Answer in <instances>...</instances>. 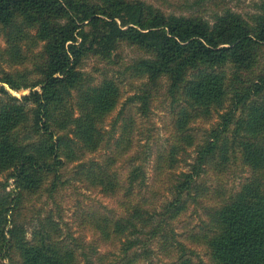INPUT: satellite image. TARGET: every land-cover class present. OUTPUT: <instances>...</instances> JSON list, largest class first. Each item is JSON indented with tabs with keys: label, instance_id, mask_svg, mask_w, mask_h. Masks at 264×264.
<instances>
[{
	"label": "trees",
	"instance_id": "obj_1",
	"mask_svg": "<svg viewBox=\"0 0 264 264\" xmlns=\"http://www.w3.org/2000/svg\"><path fill=\"white\" fill-rule=\"evenodd\" d=\"M3 38L0 59L11 70L0 67V264H84L83 257L86 264H205L195 247L208 264H264V5L253 23L231 11L211 23L141 0H0ZM124 45L145 56L125 67L130 78L149 91L167 82L173 97L169 143L153 147L150 182L147 153L130 155L138 111L132 97L123 100L124 75L84 70L91 57L123 62ZM21 89L30 91L11 92ZM139 98L146 115L150 96ZM215 115L209 129L194 125ZM188 149L189 171L178 172ZM210 175L218 182L208 186ZM231 176L235 182L224 181ZM76 183L116 203L94 206L78 222L119 247L121 259L97 252L91 260L52 217L31 230L23 223L27 203ZM160 188L172 193V221L187 217L191 202L212 206L200 223L185 220L179 240L164 239L165 259L157 262L126 230L136 228L128 214L152 206L140 205L142 191L155 196Z\"/></svg>",
	"mask_w": 264,
	"mask_h": 264
},
{
	"label": "rangeland",
	"instance_id": "obj_2",
	"mask_svg": "<svg viewBox=\"0 0 264 264\" xmlns=\"http://www.w3.org/2000/svg\"><path fill=\"white\" fill-rule=\"evenodd\" d=\"M147 4H151L155 8L162 10L167 14H174L179 16H200L203 19L214 23L218 16L223 15L227 11H231L235 14L241 15L245 20L253 23V17L259 15L263 12L264 0H141ZM0 46H5V39H0ZM124 57L123 62L119 64L107 65L105 62H101L96 58H88L84 62V70L88 72L96 71H110L111 74L119 75L118 72L123 74L124 80L126 79V97L124 102L129 97L133 99L130 104L135 105L138 111L137 118V131H136V146L130 155L142 158L147 153L148 161L146 163L147 169V179L148 182L152 180L153 176V161L151 152L156 144H167L169 140L168 129L171 125V110H172V94L169 92L167 82H162V85L149 91L143 85L142 81H134L130 78V72L125 70V67L132 64L135 60L140 59L144 56L141 50L129 45H124L119 50ZM145 57V56H144ZM9 64L0 59V67L5 71L11 70ZM20 68V67H19ZM120 74V75H121ZM96 75V72H95ZM29 89H21L19 91H11L14 95L21 97L29 92ZM150 96L149 112L144 115L140 111V106L142 105L139 96L144 92ZM220 112H223L220 111ZM117 112L109 119V123L116 119ZM220 120L218 115H215L210 122L204 120H198L194 125L198 128L209 129L212 125L217 124ZM121 123V122H119ZM110 129V127H108ZM108 151L107 147L102 148L95 154L90 155L91 157H99L101 154ZM149 154V155H148ZM193 152L188 149V151H182L179 154V167L178 172L189 171L188 164L193 161ZM88 158V159H89ZM243 171H238V174H242ZM246 172H244V175ZM70 176V174H68ZM5 176L1 175L0 180L4 181ZM228 182H235L232 176ZM213 182H218L215 176H209L206 179L205 184L210 186ZM10 187H14L13 182L10 181ZM159 193L155 196L148 194L145 190L142 191L140 205H145L147 201L148 204H152L148 207V213L144 210L138 211L137 213L132 212L128 217L136 223V228H127L126 237L136 238L138 245L136 249L140 252L146 250L150 260L162 261L165 256L162 253V248L165 244L164 239L168 236L170 241L172 240V235H176V238L180 239V234L183 232L184 224L187 220H196L200 223L201 218H203L205 210L212 206V203H208L206 199H201L200 202H191L187 217L180 216L178 220H170V214L167 212L166 205L169 200L172 199V193L167 192L164 188L158 189ZM61 190L58 194L51 197L44 192L40 197L33 200L32 203H27L26 209L22 212L21 219L24 220L23 223L29 229L31 226L38 224L40 221H45L48 217L54 218L64 231V233L69 238H75L79 241L83 247L82 250L91 260L97 256V252L100 253H112V258L121 259L123 256L119 248L111 246L109 243L104 244L93 230L88 231L84 229L83 226L79 225L80 215L88 212L94 206H99L100 204L107 205L108 209H116V203L114 200L109 199L101 195L100 193H94L92 191L86 190L80 183L75 185H68L66 189L62 192ZM166 193V194H165ZM152 198V199H151ZM153 201V203H151ZM85 210V212H84ZM105 212L104 209L100 212ZM181 218H183L181 220ZM181 220V221H180ZM186 220V221H185ZM164 222V223H162ZM162 223L160 226L159 224ZM31 230V228L29 229ZM134 230V233L132 231ZM159 230L156 236L153 238L152 231ZM96 233V234H95ZM123 240H126L125 238ZM194 250L198 253L200 259L203 260L205 264L207 259L201 248L195 247ZM140 260H145V255H142ZM87 259L83 257V263L86 264ZM149 261V260H148ZM148 261H141L147 264Z\"/></svg>",
	"mask_w": 264,
	"mask_h": 264
}]
</instances>
